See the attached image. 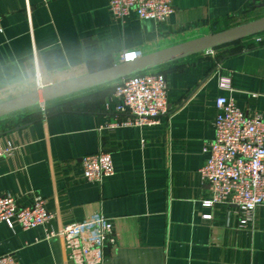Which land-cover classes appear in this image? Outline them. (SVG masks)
Returning a JSON list of instances; mask_svg holds the SVG:
<instances>
[{"label":"crops","instance_id":"obj_1","mask_svg":"<svg viewBox=\"0 0 264 264\" xmlns=\"http://www.w3.org/2000/svg\"><path fill=\"white\" fill-rule=\"evenodd\" d=\"M171 3L163 21L134 13L120 21L109 0H0V102L111 67L124 51L146 55L264 17V0ZM156 69L166 76L168 113L153 126L120 125L116 81L0 119V140L13 147L0 159V195L20 206L42 198L51 215L31 230L0 223V255L75 264L55 235L102 214L113 225L104 264H264V206L249 216L226 203L204 206L211 190L200 174L218 97L264 120V41L247 38ZM63 100L73 101L48 111ZM100 150L115 173L86 181L82 158Z\"/></svg>","mask_w":264,"mask_h":264},{"label":"built area","instance_id":"obj_2","mask_svg":"<svg viewBox=\"0 0 264 264\" xmlns=\"http://www.w3.org/2000/svg\"><path fill=\"white\" fill-rule=\"evenodd\" d=\"M108 9L120 21L131 13L144 21H163L173 13L171 0H109ZM254 38L258 44L264 41L259 35ZM138 54L141 53L136 50L124 51L119 62L132 61ZM131 57L134 59L130 60ZM36 80L40 82L41 77L37 76ZM220 86L230 88V81L223 78ZM167 91L166 76L159 69L116 81L113 87L117 100L115 109L126 116L120 125L158 124L168 113ZM216 109L215 138L205 148L208 158L200 170L211 190V198L203 204L208 207L217 203L230 204L249 216L257 207L264 206V120L246 115L232 100L224 97L216 99ZM12 151L11 144L4 145L0 140V159L11 155ZM82 169L83 178L89 182H102L115 173L112 156L104 150L84 156ZM50 218L42 198H36L31 205L20 206L12 197L0 195V223L12 230L16 226L35 229ZM55 236L63 238L68 256L75 264H104L113 225L104 215L95 214L82 222L64 226ZM0 264L19 262L15 255L5 254L0 255Z\"/></svg>","mask_w":264,"mask_h":264},{"label":"water","instance_id":"obj_3","mask_svg":"<svg viewBox=\"0 0 264 264\" xmlns=\"http://www.w3.org/2000/svg\"><path fill=\"white\" fill-rule=\"evenodd\" d=\"M264 33V17L217 33L195 38L157 52L142 55L129 62H119L111 67L52 84L41 89L0 102V119L44 105L97 86L160 68L191 56L231 45Z\"/></svg>","mask_w":264,"mask_h":264},{"label":"rangeland","instance_id":"obj_4","mask_svg":"<svg viewBox=\"0 0 264 264\" xmlns=\"http://www.w3.org/2000/svg\"><path fill=\"white\" fill-rule=\"evenodd\" d=\"M72 96H75V95H72ZM74 98V97H73ZM66 100H68V99H66ZM75 100V99H74ZM73 100H69V101H65V100H63L62 102L63 103H60V104H57V105H55V106H53V107H49L48 108V111L50 112H52V111H58V110H61V109H66V108H68L69 106H71V104H69L70 102H72ZM33 116L32 115H30V116H27L24 120H29V118L31 119Z\"/></svg>","mask_w":264,"mask_h":264},{"label":"trees","instance_id":"obj_5","mask_svg":"<svg viewBox=\"0 0 264 264\" xmlns=\"http://www.w3.org/2000/svg\"><path fill=\"white\" fill-rule=\"evenodd\" d=\"M37 107V106H36ZM34 108V107H33ZM31 109V108H30ZM26 110H29V109H26ZM26 110H24V111H26ZM21 112H23V111H21ZM21 112H18V113H21ZM15 114H17V113H15ZM13 115V114H12Z\"/></svg>","mask_w":264,"mask_h":264},{"label":"bare ground","instance_id":"obj_6","mask_svg":"<svg viewBox=\"0 0 264 264\" xmlns=\"http://www.w3.org/2000/svg\"><path fill=\"white\" fill-rule=\"evenodd\" d=\"M131 59H134V57H131ZM131 59H130V60H131Z\"/></svg>","mask_w":264,"mask_h":264}]
</instances>
